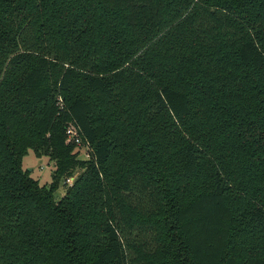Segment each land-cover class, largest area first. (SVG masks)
Returning <instances> with one entry per match:
<instances>
[{
	"label": "trees",
	"instance_id": "obj_1",
	"mask_svg": "<svg viewBox=\"0 0 264 264\" xmlns=\"http://www.w3.org/2000/svg\"><path fill=\"white\" fill-rule=\"evenodd\" d=\"M0 264H264V0H0Z\"/></svg>",
	"mask_w": 264,
	"mask_h": 264
},
{
	"label": "rangeland",
	"instance_id": "obj_2",
	"mask_svg": "<svg viewBox=\"0 0 264 264\" xmlns=\"http://www.w3.org/2000/svg\"><path fill=\"white\" fill-rule=\"evenodd\" d=\"M74 153L77 154V159L79 161H88L89 160V148L85 145H79L75 148ZM23 170L28 171L30 176L37 180L41 186L47 185L48 187L52 183V178L56 170L55 162L51 160L49 157H37L33 150H29L28 154L23 159ZM83 167H77L73 174L71 175L70 179H73V182L68 183L66 178L61 179L59 188L55 192V199L59 201L62 199L67 189H69L75 179L83 173Z\"/></svg>",
	"mask_w": 264,
	"mask_h": 264
},
{
	"label": "built area",
	"instance_id": "obj_3",
	"mask_svg": "<svg viewBox=\"0 0 264 264\" xmlns=\"http://www.w3.org/2000/svg\"><path fill=\"white\" fill-rule=\"evenodd\" d=\"M67 141L74 143L76 146L84 145L82 138L80 137L79 131L76 126L71 125L66 131ZM87 146V145H85ZM88 147V146H87ZM68 183L73 182V179L68 178Z\"/></svg>",
	"mask_w": 264,
	"mask_h": 264
}]
</instances>
